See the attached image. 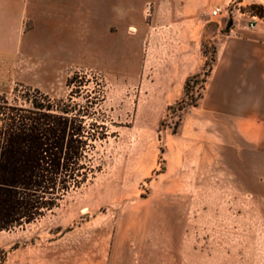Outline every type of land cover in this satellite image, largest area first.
Segmentation results:
<instances>
[{"label": "rangeland", "instance_id": "obj_1", "mask_svg": "<svg viewBox=\"0 0 264 264\" xmlns=\"http://www.w3.org/2000/svg\"><path fill=\"white\" fill-rule=\"evenodd\" d=\"M94 35H82L83 47L37 42L6 65L0 101L23 103L22 96L37 91L67 99L80 91L74 100L87 105L88 96L110 128L97 146L102 170L31 230L56 233L58 226L90 221L105 227L110 264H264V154L238 155L232 135L206 140L205 128L189 118L192 106L180 110L177 100L168 109L158 92L165 66L156 63L164 51L156 32L118 33L116 48L109 34L99 41ZM202 51L210 61L211 39ZM167 67L172 74L175 66ZM202 78L191 82L188 102L203 94ZM3 258L0 250V264Z\"/></svg>", "mask_w": 264, "mask_h": 264}, {"label": "crops", "instance_id": "obj_2", "mask_svg": "<svg viewBox=\"0 0 264 264\" xmlns=\"http://www.w3.org/2000/svg\"><path fill=\"white\" fill-rule=\"evenodd\" d=\"M86 32L98 41L109 34L112 48L118 33L156 32V47L164 50L156 63L165 66L158 92L166 106L204 69L202 47L211 39L216 60L189 118L205 128L206 140L232 135L238 155L264 154V0H0V89L6 65L19 62L22 48L41 41L46 48L83 47ZM144 41L153 48L152 39ZM167 66H175L172 74ZM34 223L0 238L1 264H110L105 227L90 221L55 233L31 230Z\"/></svg>", "mask_w": 264, "mask_h": 264}, {"label": "trees", "instance_id": "obj_3", "mask_svg": "<svg viewBox=\"0 0 264 264\" xmlns=\"http://www.w3.org/2000/svg\"><path fill=\"white\" fill-rule=\"evenodd\" d=\"M215 52L214 47L209 61L204 51V69L187 78L176 102L180 110L198 105L203 94L188 102V91L201 77L205 88ZM79 92L56 100L37 91L22 96L23 103L0 101V231L35 222L102 170L97 146L110 136V128L91 110L94 101L88 96L87 105L74 100Z\"/></svg>", "mask_w": 264, "mask_h": 264}, {"label": "built area", "instance_id": "obj_4", "mask_svg": "<svg viewBox=\"0 0 264 264\" xmlns=\"http://www.w3.org/2000/svg\"><path fill=\"white\" fill-rule=\"evenodd\" d=\"M219 13H220V9L217 8V9L213 10L214 15H218ZM251 26L254 27L255 24H252Z\"/></svg>", "mask_w": 264, "mask_h": 264}]
</instances>
